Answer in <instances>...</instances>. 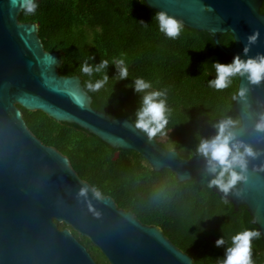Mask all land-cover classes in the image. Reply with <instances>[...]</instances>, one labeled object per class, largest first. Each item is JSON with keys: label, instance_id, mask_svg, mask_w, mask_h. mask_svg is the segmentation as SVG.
I'll use <instances>...</instances> for the list:
<instances>
[{"label": "water", "instance_id": "1", "mask_svg": "<svg viewBox=\"0 0 264 264\" xmlns=\"http://www.w3.org/2000/svg\"><path fill=\"white\" fill-rule=\"evenodd\" d=\"M262 1L144 0L149 8L182 19L186 27L211 33L228 62L237 54L247 58L246 38L256 29L259 40L248 56L264 54ZM205 5L214 11H205ZM20 12L11 7V0H0V264H97L72 230L97 246L109 264H193V258L159 226L141 223L109 195L96 199L67 156L28 129L20 107L74 123L113 148L134 150L153 170L174 172L177 181L190 179L195 170L206 172L205 158L198 153L182 157L136 130L128 118L94 109L80 76L59 73L61 53L46 50L37 23L19 21ZM226 32L233 38L229 47L218 40ZM47 53L56 60L52 66L42 62ZM241 89H247L243 97ZM232 108L240 120L237 138L258 155L248 158L247 179L227 196L215 187L212 190L235 209L244 205L264 241V131L255 127L264 113V80L251 84L246 75L238 76ZM222 119L226 117L201 115V132L208 138L215 135L213 125ZM85 186L87 198L79 197Z\"/></svg>", "mask_w": 264, "mask_h": 264}, {"label": "trees", "instance_id": "2", "mask_svg": "<svg viewBox=\"0 0 264 264\" xmlns=\"http://www.w3.org/2000/svg\"><path fill=\"white\" fill-rule=\"evenodd\" d=\"M36 13L18 15L19 21L36 22L38 35L48 51L61 53L60 74H77L85 83L102 79L104 72L88 77L80 72L85 61H109V80L99 92H88L94 109L131 122L141 94L132 86L142 77L152 90H166L168 124L164 134L154 138L181 156L197 154L204 135L199 117H231L240 120L232 108L238 77L223 90L208 87L215 78L213 64L224 61L212 34L184 26L177 39H169L158 29L155 15L144 0H35ZM260 11L264 13V0ZM143 22V23H142ZM225 47L233 44L229 32L219 35ZM92 57V59H91ZM123 58L129 69L127 79H118L111 63ZM87 91V90H86ZM28 129L46 145L67 156L71 167L91 187L111 196L119 208L132 211L143 224L157 225L193 264H219L225 247H217L246 227H257L244 205L233 204L209 188L212 178L195 170L190 179L177 181L167 168L153 170L136 151L113 148L74 123L60 122L40 110L20 107ZM164 136L163 140L160 138ZM60 226V223H59ZM65 227L64 224L60 226ZM254 264H264V241H253Z\"/></svg>", "mask_w": 264, "mask_h": 264}, {"label": "clouds", "instance_id": "3", "mask_svg": "<svg viewBox=\"0 0 264 264\" xmlns=\"http://www.w3.org/2000/svg\"><path fill=\"white\" fill-rule=\"evenodd\" d=\"M11 7L19 8L25 15H33L36 13L38 5L35 0H11ZM204 10L214 11L210 5H205ZM155 20L159 31L169 39L180 37L185 26L182 19L170 15L166 10L158 11ZM246 39L243 53L247 58H241L237 54L231 63H214L215 78L208 80V87L223 90L230 86L233 77L244 75L247 76L251 84H259L264 80V54L257 53L255 56H248L251 47L259 40V30H254ZM42 62L52 66L56 60L47 53ZM111 64L115 65L117 69L116 77L118 79L129 77V69L123 58L116 59ZM109 65L110 63L106 59H101L100 63L95 65L87 61L80 65V72L88 77L93 76L94 73H105L102 79H98L94 83L91 80L85 83L87 92H99L107 84ZM132 86L137 94H141L140 104L134 113L135 119L132 121L133 127L146 134L149 139L158 134H164L168 124L166 90H152V83L142 77L133 79ZM246 91L247 89H241L240 96L243 97ZM79 106L83 107L82 101ZM237 123L231 117L220 120L213 125L216 130L215 135L202 138L196 147V152L205 158L206 173H210L212 176L208 182L209 188L215 187L225 196L247 179L248 158H255L258 155L251 145L237 138L235 131ZM255 127L257 131H264V113L260 114ZM92 192L96 199H103V193L99 189L93 187ZM87 194L88 188L81 187L78 196L87 198ZM89 209L99 217L100 213L95 211L91 204H89ZM261 237L262 233L251 227H246L235 233L230 237V241H226L225 237L221 236L215 242L217 247H225L223 259L219 264H254L253 241Z\"/></svg>", "mask_w": 264, "mask_h": 264}, {"label": "rangeland", "instance_id": "4", "mask_svg": "<svg viewBox=\"0 0 264 264\" xmlns=\"http://www.w3.org/2000/svg\"><path fill=\"white\" fill-rule=\"evenodd\" d=\"M164 136L160 138V140H163ZM182 157H187L189 155V151L185 149L183 152H181ZM60 226H62V223H60ZM72 234L87 248L91 256L94 258V260L97 262V264H109L104 254L100 251V249L95 246L90 240L83 236L82 234L73 231Z\"/></svg>", "mask_w": 264, "mask_h": 264}]
</instances>
